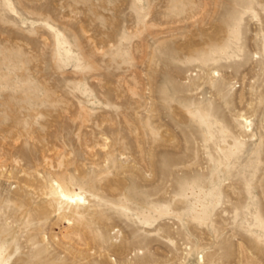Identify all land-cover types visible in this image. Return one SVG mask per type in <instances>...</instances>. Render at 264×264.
Masks as SVG:
<instances>
[{"label": "rangeland", "instance_id": "obj_1", "mask_svg": "<svg viewBox=\"0 0 264 264\" xmlns=\"http://www.w3.org/2000/svg\"><path fill=\"white\" fill-rule=\"evenodd\" d=\"M0 264H264V0H0Z\"/></svg>", "mask_w": 264, "mask_h": 264}, {"label": "bare ground", "instance_id": "obj_2", "mask_svg": "<svg viewBox=\"0 0 264 264\" xmlns=\"http://www.w3.org/2000/svg\"><path fill=\"white\" fill-rule=\"evenodd\" d=\"M237 122L239 123L241 129L244 132L252 131L249 130V128L252 125V122L251 120H249V118L245 117V115L243 114L239 115L237 117ZM51 187L54 192V195L57 196L63 203H65L68 206H75L77 208L80 206H84L87 203L85 195H83L77 190L69 189L58 179L53 180ZM68 225H70V222L68 223ZM203 263L205 262L203 261Z\"/></svg>", "mask_w": 264, "mask_h": 264}]
</instances>
